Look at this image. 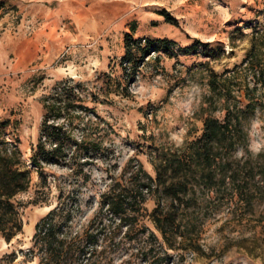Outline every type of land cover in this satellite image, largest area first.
Listing matches in <instances>:
<instances>
[{
    "label": "rangeland",
    "instance_id": "obj_1",
    "mask_svg": "<svg viewBox=\"0 0 264 264\" xmlns=\"http://www.w3.org/2000/svg\"><path fill=\"white\" fill-rule=\"evenodd\" d=\"M127 38L150 44L142 55L131 49L133 64ZM253 45L264 65V0H0V155L17 152L14 163L30 172L11 199L21 231L10 241L0 234V264H150L152 255L161 264H264V184L245 206L209 203L196 188L166 238L153 222L155 209L170 207L160 189L143 191L122 220L102 207L139 166L155 178L161 152L199 137L206 117L222 119L209 81L241 66ZM237 73L234 85L245 74L252 84L250 72ZM43 123L68 139L57 162L36 168L39 140L53 147ZM247 126L255 155L264 109ZM53 210L55 236L36 237Z\"/></svg>",
    "mask_w": 264,
    "mask_h": 264
},
{
    "label": "trees",
    "instance_id": "obj_2",
    "mask_svg": "<svg viewBox=\"0 0 264 264\" xmlns=\"http://www.w3.org/2000/svg\"><path fill=\"white\" fill-rule=\"evenodd\" d=\"M170 20L166 13H161ZM140 41L126 39L125 59L128 63L138 62L131 57V49L142 55L146 48ZM161 40V44H165ZM159 47H152L158 51ZM195 47H191L194 50ZM141 57V56H140ZM244 66V67H243ZM250 72L252 84L244 75L242 86L234 85V73ZM239 74V73H237ZM211 92L221 101L222 119L208 116L203 121L199 137L173 151H163L154 163L155 178L147 175L139 166L131 173V187H123L114 194L107 195L102 207L113 216L122 220L127 211L137 210L144 203L143 191L152 192L160 189L165 198L170 199V207L166 211L153 212V222L161 237L167 234H178L179 225H175L178 209L188 207L195 198V189H201L208 195V202L220 204L249 205L255 193L261 192L264 184V148L255 155L247 149L249 133L247 120L257 109H264V65L259 61V53L253 45L242 65L220 76L213 75L209 81ZM238 86L236 89V87ZM234 89L242 90L235 96ZM240 92V91H239ZM41 133L53 147L46 150L40 141L32 149L31 164L40 168L41 163L57 162L62 156L64 145L68 139L65 131L59 127H51L43 123ZM242 153L237 158L236 153ZM17 152L0 155V234L10 241L21 231L18 211L14 209L11 199L18 193L27 190L30 183V172L15 162ZM20 164L19 167L13 166ZM261 184V185H260ZM154 187V188H153ZM55 211H51L35 226V236L53 238L58 228L54 223ZM180 234V233H179ZM183 236V235H179ZM162 257L152 255L150 264H161Z\"/></svg>",
    "mask_w": 264,
    "mask_h": 264
}]
</instances>
